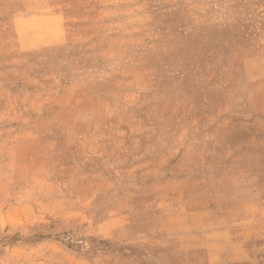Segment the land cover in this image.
Here are the masks:
<instances>
[{
	"label": "rangeland",
	"instance_id": "374dc122",
	"mask_svg": "<svg viewBox=\"0 0 264 264\" xmlns=\"http://www.w3.org/2000/svg\"><path fill=\"white\" fill-rule=\"evenodd\" d=\"M0 264H264V0H0Z\"/></svg>",
	"mask_w": 264,
	"mask_h": 264
}]
</instances>
